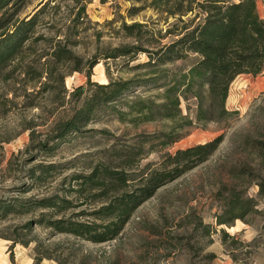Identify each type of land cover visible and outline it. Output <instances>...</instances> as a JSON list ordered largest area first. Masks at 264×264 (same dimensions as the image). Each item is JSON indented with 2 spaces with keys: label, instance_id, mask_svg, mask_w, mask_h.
Segmentation results:
<instances>
[{
  "label": "rangeland",
  "instance_id": "obj_1",
  "mask_svg": "<svg viewBox=\"0 0 264 264\" xmlns=\"http://www.w3.org/2000/svg\"><path fill=\"white\" fill-rule=\"evenodd\" d=\"M202 3L14 0L0 12L2 18L17 10L15 17L27 20L41 11L30 41L0 76V206L11 209L0 213V264H34L46 254L64 264H264V160L255 150L264 142V70L231 84L226 109L232 115L220 122L197 123L193 102L189 111L181 102L186 119L157 115L135 125L101 112L79 133L54 139L56 125L80 107L89 82L106 84L107 76L133 80L139 71L132 67L148 60L136 51L134 61L111 58L114 50L153 51L177 39L184 28L202 21ZM257 11L264 18V0H257ZM132 24L143 25L140 34H128ZM193 57L168 68L185 72ZM81 89L85 93L79 96ZM131 91L114 104L118 111H127L126 100L134 95H155L147 88ZM220 135L223 142L206 162L138 206L112 241L92 244L37 223L44 217L105 225L112 219L98 211L138 187L142 169H162L167 155ZM124 154L131 161L143 159L129 167ZM103 169L129 174V181L106 182L104 188L81 184ZM233 193L251 201L252 208L225 214ZM43 198L61 199L66 209H40L35 202ZM220 216L229 223L218 226ZM40 264L59 263L43 259Z\"/></svg>",
  "mask_w": 264,
  "mask_h": 264
},
{
  "label": "trees",
  "instance_id": "obj_2",
  "mask_svg": "<svg viewBox=\"0 0 264 264\" xmlns=\"http://www.w3.org/2000/svg\"><path fill=\"white\" fill-rule=\"evenodd\" d=\"M14 0H0V12ZM168 0H155L156 3ZM204 17L202 21L184 32L177 39L167 44L154 47L153 51L137 49V47L117 49L111 58L126 57L134 61L135 51L143 52L148 60L132 67L139 73L130 81H115L108 77V83H88V94L83 98L79 108H75L67 119L56 125L54 139L63 140L70 134L79 133L81 128L98 120L101 112L117 115L119 120H128L137 125L155 120L157 115L166 119L181 117V102L186 110H190V102L195 108L197 123L220 122L232 115L226 109L231 84L240 76L256 77L264 70V18L258 15L257 0H204L199 5ZM17 12V10H16ZM16 12L3 15L0 18V76L7 64L12 61L30 41L34 28L37 26L41 11L29 19H17ZM143 25L132 24L126 27L128 34H140ZM194 56L192 64L185 72L179 69H169L178 61L187 60ZM96 61L90 62L92 69ZM151 89L153 97L134 95L127 99V111H118L114 104L118 103L126 93L136 89ZM78 95L85 93L84 89L76 91ZM158 99V103H155ZM190 126L192 123H185ZM166 137V136H165ZM171 139L163 146L176 142ZM224 140L220 135L203 145H197L177 150L173 155H167L162 163V169L146 168L140 171L141 181L133 191L124 193L108 206L98 211V216L110 218L105 225L86 224L82 222L44 221L40 218L37 223L45 224L55 234L74 236L92 244H103L112 241L123 230L134 210L146 200L152 198L163 186L174 182L185 173L206 162L219 148ZM255 150L259 158L264 160V142H257ZM116 156L119 158L118 153ZM125 157V158H124ZM126 166L132 167L139 161L124 154ZM136 162V163H135ZM234 172V171H233ZM129 174L114 173L108 169L95 170L85 177L82 185L106 187V182L126 185ZM102 190V189H101ZM53 198H43L35 202L40 209H55L61 212L66 209L65 202ZM251 201L241 200L236 193L226 201L223 212L232 215L236 210L252 208ZM7 206H0V213H10ZM229 222L221 216L217 225H227ZM30 225V224H28ZM25 246L27 244L19 241ZM43 259H53L64 264L57 258L46 254L35 259L34 264H40Z\"/></svg>",
  "mask_w": 264,
  "mask_h": 264
},
{
  "label": "crops",
  "instance_id": "obj_3",
  "mask_svg": "<svg viewBox=\"0 0 264 264\" xmlns=\"http://www.w3.org/2000/svg\"><path fill=\"white\" fill-rule=\"evenodd\" d=\"M227 101H228V99H227Z\"/></svg>",
  "mask_w": 264,
  "mask_h": 264
}]
</instances>
